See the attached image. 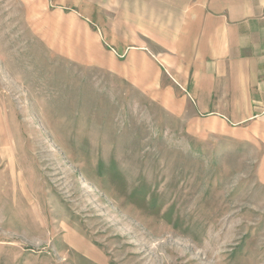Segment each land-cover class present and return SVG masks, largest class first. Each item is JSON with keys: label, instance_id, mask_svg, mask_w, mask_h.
<instances>
[{"label": "rangeland", "instance_id": "obj_1", "mask_svg": "<svg viewBox=\"0 0 264 264\" xmlns=\"http://www.w3.org/2000/svg\"><path fill=\"white\" fill-rule=\"evenodd\" d=\"M121 10L0 0V264H264V138L124 69Z\"/></svg>", "mask_w": 264, "mask_h": 264}, {"label": "crops", "instance_id": "obj_2", "mask_svg": "<svg viewBox=\"0 0 264 264\" xmlns=\"http://www.w3.org/2000/svg\"><path fill=\"white\" fill-rule=\"evenodd\" d=\"M112 1L122 12L102 29L124 69L195 117L264 138V0Z\"/></svg>", "mask_w": 264, "mask_h": 264}]
</instances>
